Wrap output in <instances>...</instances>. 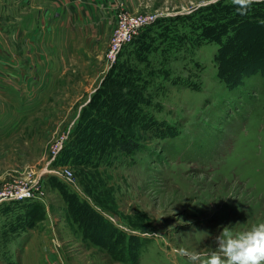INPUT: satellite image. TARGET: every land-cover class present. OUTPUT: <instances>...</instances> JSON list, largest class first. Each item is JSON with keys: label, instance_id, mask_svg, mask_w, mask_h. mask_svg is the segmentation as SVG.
<instances>
[{"label": "rangeland", "instance_id": "374dc122", "mask_svg": "<svg viewBox=\"0 0 264 264\" xmlns=\"http://www.w3.org/2000/svg\"><path fill=\"white\" fill-rule=\"evenodd\" d=\"M120 12L150 21L111 60ZM24 186L0 264H192L264 222V0H0V192Z\"/></svg>", "mask_w": 264, "mask_h": 264}, {"label": "clouds", "instance_id": "9594fccd", "mask_svg": "<svg viewBox=\"0 0 264 264\" xmlns=\"http://www.w3.org/2000/svg\"><path fill=\"white\" fill-rule=\"evenodd\" d=\"M259 0H232L236 11L246 15ZM249 222V221H248ZM207 252L188 253L192 264H264V222L252 223L235 232L232 225L221 226Z\"/></svg>", "mask_w": 264, "mask_h": 264}, {"label": "built area", "instance_id": "2783aa9c", "mask_svg": "<svg viewBox=\"0 0 264 264\" xmlns=\"http://www.w3.org/2000/svg\"><path fill=\"white\" fill-rule=\"evenodd\" d=\"M150 21L148 15L132 16L125 12H120L117 15V25L113 30L108 56L113 60L124 43L129 42L139 31ZM62 175L70 178L71 172L67 169L61 171ZM33 189L31 187H21L16 190H3L0 192V202L9 199H27L33 196Z\"/></svg>", "mask_w": 264, "mask_h": 264}, {"label": "trees", "instance_id": "16d2710c", "mask_svg": "<svg viewBox=\"0 0 264 264\" xmlns=\"http://www.w3.org/2000/svg\"><path fill=\"white\" fill-rule=\"evenodd\" d=\"M106 79H107V76L103 79V81H102V85L104 84V82L106 81ZM103 86H101L99 89H101ZM98 89V90H99ZM126 141V143H127V145L128 144H131L132 143V141H130L129 139H127V140H125ZM120 145H122V144H120ZM121 149H125V147L122 145V148Z\"/></svg>", "mask_w": 264, "mask_h": 264}]
</instances>
